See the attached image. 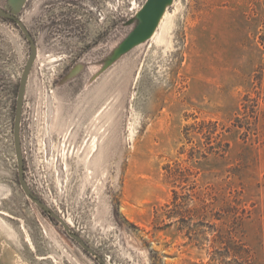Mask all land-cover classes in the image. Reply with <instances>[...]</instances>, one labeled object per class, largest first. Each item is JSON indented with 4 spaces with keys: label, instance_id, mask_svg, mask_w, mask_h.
Wrapping results in <instances>:
<instances>
[{
    "label": "rangeland",
    "instance_id": "obj_1",
    "mask_svg": "<svg viewBox=\"0 0 264 264\" xmlns=\"http://www.w3.org/2000/svg\"><path fill=\"white\" fill-rule=\"evenodd\" d=\"M145 1L24 3L25 177L98 256L25 195L9 131L0 264H264V0H171L118 51ZM29 54L0 17L10 106Z\"/></svg>",
    "mask_w": 264,
    "mask_h": 264
},
{
    "label": "water",
    "instance_id": "obj_2",
    "mask_svg": "<svg viewBox=\"0 0 264 264\" xmlns=\"http://www.w3.org/2000/svg\"><path fill=\"white\" fill-rule=\"evenodd\" d=\"M26 1L27 0H10L9 8H4L0 6V17L13 21L22 31L25 38L29 41V45H30V54L28 55L25 65L22 69V73L18 85L17 98H16V113H15V121L13 127V144H14V152L17 162L18 182L22 190L24 191L25 195L31 201H33L39 208L49 213L53 218L59 221V223H61L62 226L64 227L66 233L70 237L76 239L82 248L98 256L94 251V249H92L81 238L80 235L76 234L70 229L68 223L62 216L54 212L44 201H42L34 194L25 177L24 156L22 150V143L20 139V119L22 116L24 96H25L29 73L37 55V48L33 35L31 34L30 30L28 29L24 21L19 16V13L22 10V7L24 6V3ZM170 1L171 0H146L138 13L140 22L127 35V37L122 42L118 51H126L135 44L149 37L152 31L154 30V28L156 27L160 16L164 12L167 4Z\"/></svg>",
    "mask_w": 264,
    "mask_h": 264
},
{
    "label": "flooded vegetation",
    "instance_id": "obj_3",
    "mask_svg": "<svg viewBox=\"0 0 264 264\" xmlns=\"http://www.w3.org/2000/svg\"><path fill=\"white\" fill-rule=\"evenodd\" d=\"M17 88H12V95H15L16 92V98H17ZM10 84H9V78H8V70H7V61L2 60V65L0 66V147H5V142L8 141V133L9 131L12 134V140H13V127H14V121H15V113H16V98L15 101L12 102V105L10 106ZM24 105V103H23ZM23 113V109H22ZM21 132H22V116L20 119V139L21 138ZM14 146V144H13Z\"/></svg>",
    "mask_w": 264,
    "mask_h": 264
},
{
    "label": "bare ground",
    "instance_id": "obj_4",
    "mask_svg": "<svg viewBox=\"0 0 264 264\" xmlns=\"http://www.w3.org/2000/svg\"><path fill=\"white\" fill-rule=\"evenodd\" d=\"M165 12H166V11H164V12L162 13V15L160 16V18H159V20H158L157 27L152 31V33H151V37L154 36V34H156V31H157V29H158V26L160 25V22H161L163 16L165 15ZM156 36H157V40H158V41H161L162 38H163V31H162V33L157 32ZM65 220H66V219H65ZM66 222H67V221H66Z\"/></svg>",
    "mask_w": 264,
    "mask_h": 264
},
{
    "label": "trees",
    "instance_id": "obj_5",
    "mask_svg": "<svg viewBox=\"0 0 264 264\" xmlns=\"http://www.w3.org/2000/svg\"><path fill=\"white\" fill-rule=\"evenodd\" d=\"M200 125H202V122H201V124ZM216 126V125H215ZM248 256H250V255H248ZM247 264H250V262H249V259H248V262H247Z\"/></svg>",
    "mask_w": 264,
    "mask_h": 264
}]
</instances>
